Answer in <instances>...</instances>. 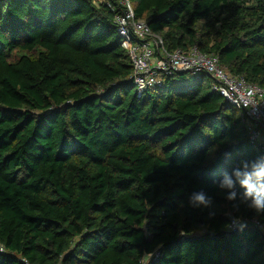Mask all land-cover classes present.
Here are the masks:
<instances>
[{
  "label": "trees",
  "instance_id": "1",
  "mask_svg": "<svg viewBox=\"0 0 264 264\" xmlns=\"http://www.w3.org/2000/svg\"><path fill=\"white\" fill-rule=\"evenodd\" d=\"M128 2L168 52L264 89V0ZM123 10L0 0V264H264V212L221 187L264 165L239 113L204 72L136 91Z\"/></svg>",
  "mask_w": 264,
  "mask_h": 264
},
{
  "label": "built area",
  "instance_id": "2",
  "mask_svg": "<svg viewBox=\"0 0 264 264\" xmlns=\"http://www.w3.org/2000/svg\"><path fill=\"white\" fill-rule=\"evenodd\" d=\"M123 13L114 17L120 37V46L130 59L131 80L136 91L142 93L162 85L164 78L174 73L204 72L213 81L212 91L217 92L239 113L245 124L250 148L264 159V89L248 83L241 76H233L220 66L213 54H203L196 47L187 53L168 52L162 40L153 35L149 27L136 20L128 0H117ZM106 0H93L104 3ZM241 223L252 224L260 231L263 227L256 220L231 219L232 227Z\"/></svg>",
  "mask_w": 264,
  "mask_h": 264
},
{
  "label": "clouds",
  "instance_id": "3",
  "mask_svg": "<svg viewBox=\"0 0 264 264\" xmlns=\"http://www.w3.org/2000/svg\"><path fill=\"white\" fill-rule=\"evenodd\" d=\"M237 185L243 189V202H246L247 206L257 213L264 212V165L253 166L250 171L234 169L231 175L225 173L221 187L230 190L227 199L236 198ZM190 202L207 206L210 198H206L205 193L201 191L190 196Z\"/></svg>",
  "mask_w": 264,
  "mask_h": 264
},
{
  "label": "water",
  "instance_id": "4",
  "mask_svg": "<svg viewBox=\"0 0 264 264\" xmlns=\"http://www.w3.org/2000/svg\"><path fill=\"white\" fill-rule=\"evenodd\" d=\"M209 77V76H208ZM210 78V77H209Z\"/></svg>",
  "mask_w": 264,
  "mask_h": 264
}]
</instances>
